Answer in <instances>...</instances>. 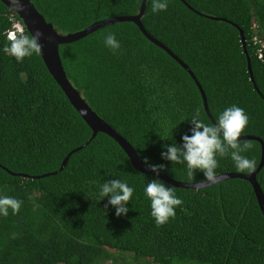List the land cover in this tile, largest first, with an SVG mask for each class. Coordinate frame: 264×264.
I'll use <instances>...</instances> for the list:
<instances>
[{"label": "trees", "instance_id": "16d2710c", "mask_svg": "<svg viewBox=\"0 0 264 264\" xmlns=\"http://www.w3.org/2000/svg\"><path fill=\"white\" fill-rule=\"evenodd\" d=\"M60 34L81 32L96 22L137 16L143 0H31ZM189 6L193 9H190ZM202 15H200V14ZM220 19L219 21L208 17ZM20 17L0 1V193L23 202L18 214L0 216V264H264V215L253 186L231 179L199 190L176 188L183 205L158 226L143 194L147 179L120 145L93 132L70 104L41 55L23 63L2 51L6 30ZM147 32L183 61L201 84L215 120L231 105L249 115L245 136L264 142V59L253 39H264V0H169L153 14L150 0L142 18ZM251 56V82L240 31ZM26 32V28H24ZM115 33L114 54L104 36ZM67 77L89 106L136 150L144 162L164 164L175 181L193 183L182 166L161 158L162 145L188 132L183 122L203 98L194 79L165 50L131 22L106 26L60 46ZM263 95V96H262ZM162 138H161V137ZM245 153L255 161L238 171L230 158L217 174H250L262 158L255 140ZM146 177H145V176ZM120 178L136 191L126 216L100 201L96 185ZM203 179L197 173L196 180ZM264 192V167L257 176ZM166 183V182H165ZM168 184V183H166ZM170 185V184H168Z\"/></svg>", "mask_w": 264, "mask_h": 264}, {"label": "clouds", "instance_id": "9594fccd", "mask_svg": "<svg viewBox=\"0 0 264 264\" xmlns=\"http://www.w3.org/2000/svg\"><path fill=\"white\" fill-rule=\"evenodd\" d=\"M10 6L17 12L23 10L24 0H9ZM153 14L165 12L169 8V0H150ZM24 26V25H23ZM25 28V27H24ZM40 33L33 35L12 23L6 30V43L2 51L13 57L17 63H23L26 58L38 56L43 48L40 43ZM104 45L114 54L121 48V43L115 33L109 32L104 36ZM249 115L238 105L225 107L215 118V123H207L202 117L200 109L194 110L190 118L183 122L189 123L188 132L177 142L172 136L171 143L163 144L161 158L171 165L182 166L185 176L192 181L196 188L204 187L207 183H216L219 180L217 169L220 160L230 158L234 167L241 172L251 171L255 161L245 155L251 150L252 144L242 140L249 125ZM144 163L159 176L166 171L164 164H151L147 158ZM203 173V179L196 180L197 173ZM145 176V175H144ZM146 177V176H145ZM100 201L107 199V205L115 209L117 217L126 216L129 212V203L136 191L127 180L120 178L106 179L96 185ZM144 197L150 201L151 216L158 226H162L175 218L176 209L182 207L183 200L177 195L175 186L168 185L156 178L148 180L143 187ZM23 202L13 196L0 193V216L7 217L11 210L13 215L18 214Z\"/></svg>", "mask_w": 264, "mask_h": 264}, {"label": "water", "instance_id": "95a60500", "mask_svg": "<svg viewBox=\"0 0 264 264\" xmlns=\"http://www.w3.org/2000/svg\"><path fill=\"white\" fill-rule=\"evenodd\" d=\"M5 6L8 7V9L15 14H17L20 19L22 20V23L26 30L29 33H32L33 35H36L37 33H40V43L43 45L42 51L40 53L42 59L45 62V65L54 78V80L57 82V84L61 87L63 92L65 93L66 97L68 98L70 104L74 107V109L79 113V115L83 118V120L86 122V124L91 128L93 135L90 138V140L84 145L81 146L80 148H77L73 150L64 160L60 170H58L55 173L48 174L42 177H29L30 179H40L44 178L50 175H56L62 170L65 169V167L68 164V161L70 157L74 154L77 153L78 151L82 150L85 148L89 143L96 138V136L99 133H103L111 137L113 140H115L120 147L124 150L126 155L129 157L131 164L133 168L143 174H148L151 176H154L172 186H175L176 188H182V189H191V190H199L203 188L210 187L212 185L231 180V179H242L246 180L251 183L253 186L256 198L258 200V204L260 206V209L264 215V192L257 180V176L260 173V171L264 167V142L257 137L254 136H244L241 137L242 140H255L261 143L262 145V158H261V163L259 167L253 171L250 174H239V173H226V174H220L219 180L216 183L211 184L210 182L207 183L204 187L201 188H196V185L192 183H182L173 180L169 176H167L164 173H159V176H157L156 173L152 172L149 167L141 160L139 155L137 154L136 150L133 148V146L125 139L123 138L115 129H113L109 124H107L86 102L85 98L82 96L81 92L73 86V84L70 82L69 78L66 75L62 58L60 55V46L62 45H67V44H72L74 42H77L83 38H86L87 36L97 32L98 30L114 25L117 23H123V22H131L136 24L141 32L144 34V36L151 41L153 44L156 46L160 47L161 49L165 50L171 57H173L182 67H184L187 72L191 75V77L194 79L197 87L199 88L203 102H204V107L205 111L208 115V117L211 119L212 123H215V120L211 114L207 97L206 94L195 77V75L192 73L190 68L183 62L181 61L177 56L173 54L172 51H170L165 45H163L161 42H159L157 39L152 37L147 30L145 29L143 23H142V18L144 17L146 8H147V2L148 0H143L142 5H141V10L140 13L137 16H122V17H114V18H108L99 22L94 23L93 25L89 26L87 29L77 32L74 34L70 35H63L58 33L44 18L43 15L40 14L38 9L35 7L33 2L31 0H24V6L22 11H15L9 3V0H0ZM190 9H192L189 6ZM193 10V9H192ZM200 14V13H199ZM202 15V14H200ZM208 17V16H206ZM209 19L219 21L220 19L214 18V17H208ZM240 31V36H241V42H242V47L244 49V53L247 56V61H248V71L250 74V79L251 82L254 84V87L257 92L260 93L256 82L255 78L253 76V70H252V61H251V56L248 53V44H247V39L245 37V34L241 29ZM263 96V95H262ZM264 98V97H263Z\"/></svg>", "mask_w": 264, "mask_h": 264}, {"label": "built area", "instance_id": "2783aa9c", "mask_svg": "<svg viewBox=\"0 0 264 264\" xmlns=\"http://www.w3.org/2000/svg\"><path fill=\"white\" fill-rule=\"evenodd\" d=\"M17 27L22 28L24 30V26L21 23H16ZM253 44L257 48L258 58L263 60L264 59V39H260L255 37L253 39Z\"/></svg>", "mask_w": 264, "mask_h": 264}]
</instances>
